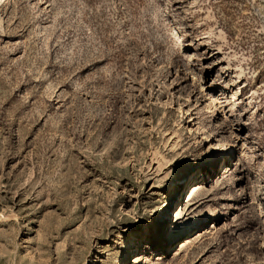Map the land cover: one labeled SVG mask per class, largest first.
Masks as SVG:
<instances>
[{
    "label": "rangeland",
    "instance_id": "374dc122",
    "mask_svg": "<svg viewBox=\"0 0 264 264\" xmlns=\"http://www.w3.org/2000/svg\"><path fill=\"white\" fill-rule=\"evenodd\" d=\"M0 264H264V0H0Z\"/></svg>",
    "mask_w": 264,
    "mask_h": 264
}]
</instances>
